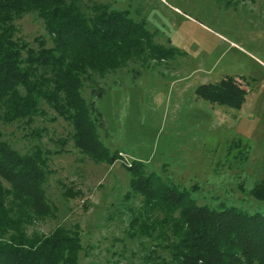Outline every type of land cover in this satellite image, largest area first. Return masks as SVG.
I'll return each instance as SVG.
<instances>
[{"label": "rangeland", "instance_id": "rangeland-1", "mask_svg": "<svg viewBox=\"0 0 264 264\" xmlns=\"http://www.w3.org/2000/svg\"><path fill=\"white\" fill-rule=\"evenodd\" d=\"M96 1L144 21L156 43L178 52L84 82L81 95L99 139L110 154L117 152L113 164L79 153L71 125L48 107L30 123L0 119L1 139L13 150L40 151L45 159L43 189L54 212L27 226V234L46 235L58 226L75 232L81 241L76 264H143L139 241L150 242L131 240L127 232L130 210L140 205L139 197L124 199L125 166L133 161L199 205L264 214V0ZM15 25L31 47L39 39L51 46L35 14ZM230 81L246 93L239 109L201 94Z\"/></svg>", "mask_w": 264, "mask_h": 264}, {"label": "trees", "instance_id": "trees-1", "mask_svg": "<svg viewBox=\"0 0 264 264\" xmlns=\"http://www.w3.org/2000/svg\"><path fill=\"white\" fill-rule=\"evenodd\" d=\"M27 14L42 21L51 46L39 39L34 48L16 36L15 22ZM177 52L156 43L144 21L103 1L0 0V119L30 123L48 107L71 125L79 153L113 164L117 152L110 154L99 139L81 95L84 82L129 62L170 60ZM207 89L204 97L235 109L245 100L231 81ZM125 168L130 182L124 199L140 198L130 210L128 238L150 242L139 241L143 264H264V214L199 205L188 191L146 173L141 162ZM44 171L40 151L20 155L0 134V264L77 263L75 232L58 226L46 235L27 234V226L53 216Z\"/></svg>", "mask_w": 264, "mask_h": 264}]
</instances>
